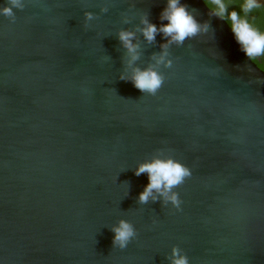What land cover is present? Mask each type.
Instances as JSON below:
<instances>
[{
    "label": "water",
    "instance_id": "obj_1",
    "mask_svg": "<svg viewBox=\"0 0 264 264\" xmlns=\"http://www.w3.org/2000/svg\"><path fill=\"white\" fill-rule=\"evenodd\" d=\"M181 2L212 31L170 47L156 96L118 78L115 34L144 12L167 23L166 0H22L14 22L0 15V264H168L174 245L189 264H264V71L203 0ZM139 39L143 68L164 39ZM157 149L191 170L180 211L137 203L148 179L133 169ZM119 219L137 230L124 249Z\"/></svg>",
    "mask_w": 264,
    "mask_h": 264
},
{
    "label": "clouds",
    "instance_id": "obj_2",
    "mask_svg": "<svg viewBox=\"0 0 264 264\" xmlns=\"http://www.w3.org/2000/svg\"><path fill=\"white\" fill-rule=\"evenodd\" d=\"M203 2L210 17H216L229 25L240 51L247 59L264 67V21L258 20L256 16V13L264 12V0H239L238 10L234 0ZM23 8L22 0H6L5 6L0 7V15L14 22L16 17L13 9ZM99 11L106 13L108 7L101 6ZM83 17L85 28L88 27V21L98 18L89 11H85ZM159 20L167 23L157 26L150 22L147 12L140 13L138 24L132 29L121 28L115 34L124 50L123 71L118 78L130 81L136 89L147 96H156L165 83L166 76L160 69L172 66L170 47L181 46L186 40L207 34L211 30L210 21L199 22L196 19V10H189L188 5L181 0H166ZM122 23H131V18L123 15ZM157 34L164 39V42L159 44L160 51L151 53L150 62L145 67L138 66L137 61L141 58L139 37H143L146 44L154 45ZM260 82H264V79ZM133 171L136 176L146 174L148 179V183L137 196L138 204L158 201L162 206L170 204L177 211L181 210L182 200L175 189L182 186L192 173L188 166L173 157L171 150H155L149 158L139 162ZM110 231L114 234L112 246L119 249L126 248L137 237V230L125 219L117 220L110 227ZM166 259L168 264H189L183 249L175 245L171 247Z\"/></svg>",
    "mask_w": 264,
    "mask_h": 264
},
{
    "label": "flooded vegetation",
    "instance_id": "obj_3",
    "mask_svg": "<svg viewBox=\"0 0 264 264\" xmlns=\"http://www.w3.org/2000/svg\"><path fill=\"white\" fill-rule=\"evenodd\" d=\"M258 16V18L261 20V21H264V12H258L256 13ZM256 64V63H255ZM257 65V64H256ZM262 71H264L262 68H260Z\"/></svg>",
    "mask_w": 264,
    "mask_h": 264
},
{
    "label": "trees",
    "instance_id": "obj_4",
    "mask_svg": "<svg viewBox=\"0 0 264 264\" xmlns=\"http://www.w3.org/2000/svg\"><path fill=\"white\" fill-rule=\"evenodd\" d=\"M236 6H237V10H238V4H236ZM256 15H257V14H256ZM257 18H258V16H257ZM258 20H260V19L258 18ZM260 21H261V20H260ZM256 64H257V66H258L259 68H262V69L264 70V67H262L260 63H256Z\"/></svg>",
    "mask_w": 264,
    "mask_h": 264
},
{
    "label": "snow or ice",
    "instance_id": "obj_5",
    "mask_svg": "<svg viewBox=\"0 0 264 264\" xmlns=\"http://www.w3.org/2000/svg\"><path fill=\"white\" fill-rule=\"evenodd\" d=\"M234 3L238 4L239 3V0H234Z\"/></svg>",
    "mask_w": 264,
    "mask_h": 264
}]
</instances>
